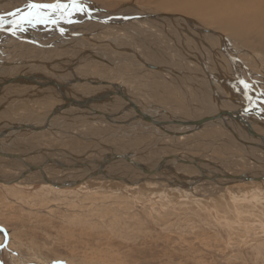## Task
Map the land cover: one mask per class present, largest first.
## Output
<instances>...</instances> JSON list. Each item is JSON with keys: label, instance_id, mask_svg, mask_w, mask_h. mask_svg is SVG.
Here are the masks:
<instances>
[{"label": "bare ground", "instance_id": "bare-ground-1", "mask_svg": "<svg viewBox=\"0 0 264 264\" xmlns=\"http://www.w3.org/2000/svg\"><path fill=\"white\" fill-rule=\"evenodd\" d=\"M29 1L33 3L31 0ZM143 1L150 4L153 3L159 8L179 10L187 16L176 12L140 9L141 6L139 5V7L135 0H132L128 4H118L116 8H114L115 4L106 7L107 4L104 3L105 1L99 3L94 0H81L83 6L79 5L80 10L75 9V11L72 7V3L68 1V4H66L68 5L67 8L39 9V19H32L31 22L20 20L10 25L13 26V28H8L7 26L3 28L0 27V30L8 32V29L20 30V26L22 25V31L18 32L22 35H28L29 33L27 36L28 38H22L21 36L17 37V41L12 45L15 48H20L21 50L19 52L23 54L30 49L29 47H32L23 43L24 39H29L30 42L33 43L32 48L36 50V52L32 51V53H30L32 57L20 55L18 56L19 58L8 59L7 61L5 59H0V101L5 102V104H2L6 106L8 102L19 98L21 95H25V101L26 99L27 101H32L33 106L35 103L34 101H40L36 105L40 104L42 108L36 112V115L31 117V123L42 125L54 108L50 106L49 102L60 101L57 104L55 103L58 107L57 114L49 119L48 125L42 126L39 130H31L30 128H23L18 125L15 127L17 129H9L7 132L4 131V133H1L0 164L2 166L0 167L11 169L10 173L6 176H0L2 182L8 183L15 181L16 183V181L19 180L21 183L35 182L40 179L43 180L41 174V172H43L47 178L51 179L53 182L62 183L70 181L68 186L63 187L66 189L68 187H75L76 185L86 190H88V188H94V195H88L84 197L85 199H88L90 196L93 197V199L98 196L105 199L108 197L115 198L117 195L110 194L107 197L105 195L103 196L99 192L100 188L119 192L132 187L134 189L133 191H136L149 186V184L154 182V179L158 177L151 176L145 171L148 170L150 171L149 173L159 174L163 168H167V166L171 167V165H167L169 162L173 161L177 165L179 162L174 155H172L173 157L162 158L151 165L147 164L139 157L137 161L136 158L139 156V152L136 149L131 150L135 148L138 143L143 145L148 140L152 145H157L160 143L158 140L166 139L173 141L180 137L167 135L161 128L148 122L145 117L142 116H151L153 120H160L159 116H161L168 122L176 123L177 127L174 126L169 128V130L182 132L189 128V126L182 123L183 120H187L186 118L178 116L168 110L166 111L150 102L147 103L141 97L143 94L138 95V86L136 85L144 81L140 76V73H142L144 69H146V72L147 70H151V72L162 71L161 74H163L160 76L153 75L147 78L145 83L149 85L157 84L165 86L164 78L170 81V78L166 77L165 74H168L169 70L176 72L177 75L174 78L176 82H174V84L176 83L178 85L180 81L188 83L189 86L192 87L191 89L198 95L199 103L201 102L207 105L209 109L207 113L215 112L217 105L232 109H237L241 106H251L256 108L258 112H263V90H260L258 95L253 94L252 91L254 90H251L250 82L244 79L243 74L246 76L249 75L257 88L259 86L257 82L260 81L261 78L256 79L255 74L257 73H253L244 62H242L243 65L241 64L240 58L237 57L232 49H228L232 44L230 43L231 40L219 30L236 36H252L251 38L257 43L255 47L260 50L264 49L263 43L260 44V42L264 40V0H142V2ZM12 2L13 0H7L6 3L0 0V13L8 12L7 14L9 17L10 14L11 16L13 15L7 19L6 16L3 17V14H1L0 17H3V20L0 21V24H2L4 20L19 19L21 14H24L25 10H28L27 6L30 4L28 3L24 7V10L20 12L14 10L16 12L13 14L9 13L12 9L11 7L14 5L16 6V4L13 5ZM36 3H42L41 5L57 4V1H42ZM1 9L5 10L1 12ZM43 12H47V15L45 16ZM158 12L167 13L169 16L150 18L143 15L146 13ZM89 14L96 18L105 19L109 22L107 23L109 25L107 26L106 23L91 20ZM192 14L199 16L208 26L211 25V27L213 26L219 30L208 28L192 20L193 18L191 19V17L188 16ZM117 15L141 16L136 19L119 21L116 19ZM65 19L66 22H62V20ZM138 20H143L147 25L151 26H142L143 24ZM58 22H61L64 27L59 26ZM28 24H34L36 26L42 24L48 25L51 28H56L57 30L54 29L51 33L47 34V37L56 39L57 41L61 38V42H65L67 41L65 38L71 39V36H75L76 38L81 37L87 39L91 44H95V47H91V44H89L88 46H82L78 51L77 48H72L71 50L67 48H59V50H57V48L54 51L51 49L48 51L46 46L35 40L41 35L40 33H42V31H39V35H37V33L35 34L30 31L33 30L34 27L27 26ZM68 28H73V30ZM84 29L89 32H83ZM210 29L221 33V35L224 36L223 40L218 34L207 32V30ZM56 31H58L59 34H56ZM14 34H16V32ZM162 35L168 39H172L173 45H170L175 48L171 46L167 48V46L164 45L166 41ZM151 36H153V38H150ZM94 37L100 38L101 41L95 40ZM76 38H72V40H81ZM156 39L158 41H156ZM193 41L197 43H194L197 46L193 45ZM158 44L164 46V50L168 51L167 53L171 56L173 55V60L177 57L180 59V62L176 61V63H169L168 61L167 64L165 58L168 56L165 55L166 53L163 54L157 49ZM207 45L208 49H211L209 51L211 52L210 56L212 58V65L210 67L209 61L206 59V57H208L206 55L207 52L205 53V51L202 50V47H207ZM216 46L220 48H216ZM225 50L228 51L231 57H228V55L224 53ZM125 52L128 55H126ZM52 53H54V55ZM220 53L227 60L228 66H226V63L223 64L219 59ZM69 54L72 56L75 55V57H67ZM62 57H66V59L69 58V60ZM175 64L185 66L181 69L182 73L180 69H178L180 71L175 69ZM136 65L140 66V68L138 66V68L135 67ZM203 65H205V68ZM195 66L198 68L197 72H195ZM125 67L130 69L127 70L129 72H125ZM121 68L124 69V71H122ZM189 68L192 71L189 70ZM119 74L120 76L118 77ZM209 75L213 77V81L216 80L214 82L215 89L208 79ZM256 76H258V74ZM116 77H118V81L114 80ZM203 78L206 81L203 80ZM261 80L264 84V80ZM245 81L249 90L248 92L243 90ZM218 84H223L224 86L218 87ZM121 91L125 92L128 98L124 96ZM152 96L154 95L151 94L150 97ZM238 96L239 98H237ZM240 96L242 99L241 103L238 102ZM146 99L150 100L151 98L149 99L146 97ZM220 99L230 107L222 104ZM0 108L2 109L3 106H0ZM14 108L15 107L3 108L2 112H0V118L6 117L7 114L4 113V111H13ZM73 111H76L73 116H69L70 114L65 115ZM10 114L13 115V113ZM21 115L24 116L25 114ZM78 115L83 116L84 120L77 124V121L81 120L77 117ZM252 116L256 117L254 114ZM9 117V120L7 117V123L3 125L0 123V130L1 128H7L16 123L10 121L11 116ZM22 120L20 121L22 122ZM177 120H180V122H177ZM224 120L227 121V118H224ZM256 120L263 122L264 115H258ZM212 121L215 123L219 122L222 127L224 126L222 122L217 119ZM231 121H233V123H231ZM90 123H92V126L88 125ZM227 124L233 130V135H236L242 142L246 141L250 143L249 145H245L241 142L244 156L251 162L253 161L254 164H261L264 166V149L257 145V143L261 141L259 139H253L251 135L244 131L241 124H238L235 119L229 116ZM56 127L64 130L58 132ZM223 128L231 133L225 126ZM261 129L260 133L264 135V128ZM32 131H36L37 134L31 135V133H35ZM103 131L105 135H108L105 136V138H108L107 143H104V138L101 135ZM11 134L14 135L11 136ZM151 135L156 137L157 143L153 142V139H150ZM181 137L184 138L183 135ZM235 141L237 140L235 139ZM118 144L125 146L126 149L130 148L131 151L128 154L120 153L121 150L118 151ZM31 145H33V147ZM17 147H19V149ZM161 152H163V150ZM10 154H19L20 158ZM115 154L119 156L114 158L113 156ZM183 155L184 157L180 154V158L188 159L185 154ZM194 159L193 157L190 160ZM145 161L147 160L145 159ZM198 162L199 161L196 162L198 166L196 167L194 165V167L198 171V168L202 169L204 174H206L208 179L205 178L202 181L208 180L214 182V184H208L212 186L213 189L211 190H214V192H219L222 188L225 189V181H230L235 184L236 182H243L240 181V179L224 176L213 178L214 174L208 175L207 170H205L206 168L202 167L203 164H199ZM135 164H138V166ZM175 164L172 168L176 167ZM213 167L212 169H216L217 174L223 175L225 173L217 164H214ZM140 173H143V176H140ZM245 173H247V171ZM256 173L253 176L256 177L260 174V172L257 171ZM144 179L150 180V183L144 182ZM159 179H161V177ZM202 181L199 182L201 183ZM71 182L74 183L72 184ZM191 189H193V187ZM61 192H63V190ZM196 194L197 193H195V195ZM219 196H221V194ZM93 199L92 201H95ZM99 199L97 200L99 201ZM79 202L76 201L75 204ZM109 202L112 201L109 200ZM109 202L106 201V203Z\"/></svg>", "mask_w": 264, "mask_h": 264}, {"label": "rangeland", "instance_id": "rangeland-1", "mask_svg": "<svg viewBox=\"0 0 264 264\" xmlns=\"http://www.w3.org/2000/svg\"><path fill=\"white\" fill-rule=\"evenodd\" d=\"M3 1L7 2V0ZM55 1L59 4H68L67 0H64L66 2L63 0V2L61 0ZM94 1L99 3L105 1L106 7L115 4L114 8H116L118 4H128L132 0ZM135 2L138 6H141H139L140 9L176 12L186 15L179 10L159 8L153 3L142 2V0H135ZM28 3H30L29 0H13L12 4H16V6L11 7L9 13L15 14L16 11L24 10ZM4 10L1 9V12ZM7 13L3 12L0 15L3 14V17L6 16L7 19L13 16L10 14L9 17ZM43 14L46 16L47 12H43ZM188 16L203 26L219 30L213 26L211 27V25L208 26L195 14ZM138 21L143 24L142 26H151L143 20ZM62 22H66V19ZM58 25L64 27L61 22H58ZM21 26L20 30L8 29V32L0 30V59L7 61L8 59L19 58L20 55L32 57L30 53L32 51L36 52L32 48L33 43L29 39L22 41L24 44L32 46L23 54L19 52L20 48L13 46L17 41V37L21 36L23 38L29 35V33L28 35L19 33L22 31ZM27 26L34 27L33 30H28L37 33V35H39V31H42L41 35L35 40L46 46L48 51L50 49L54 51L57 48V50L59 48H67L68 50L77 48L78 51L82 46L91 44L87 39L76 38L75 36H71V39L64 37L67 39L65 42H61V38H59V41L49 38L47 34L56 28H51L48 25L28 24ZM7 27L13 28V26ZM68 29L73 30V28ZM219 31L231 40L232 48L229 45L228 49H232L240 58L241 64L243 65L242 62H244L253 73H257L256 79L261 78L264 80V49L260 50L255 47L257 43L251 38L252 36H236L223 30ZM15 32L16 34H14ZM83 32L89 31L84 29ZM55 33L59 34L58 31ZM162 36L166 41L164 45L167 48L171 46L170 44L173 45L172 39ZM220 37L223 40L224 36L221 35ZM72 38L81 40H72ZM97 38L94 37L95 40L101 41L100 38ZM150 38H153V36ZM194 43L196 42L193 41V45L197 44ZM260 44L264 45V40ZM90 46L95 47V44ZM171 47L175 48L174 46ZM216 48L220 47L216 46ZM157 49L163 54L166 53L165 55L169 58H165L167 64L168 61L169 63L180 62L177 57L173 60V55L167 53L168 51L164 50V46L161 44H158ZM202 50L205 53L207 52L208 57L206 59L209 61L210 67L212 65L211 52H209L211 49L203 46ZM52 54L54 55V53ZM125 54L128 55L126 52ZM71 56L69 54L67 57L70 58ZM72 57H75V55ZM62 58L66 59V57ZM69 58L66 60H69ZM219 59L223 64H227V60L221 53ZM138 67L140 68V66ZM174 67L177 71H180L185 66L175 64ZM124 69L125 72L130 70L126 67ZM124 69L121 68L122 71ZM194 69L197 72L198 68L196 66ZM189 70L191 69L189 68ZM161 72H151V70L146 72V69L142 73L139 72L144 81L136 85L139 89H137L138 95L143 94L141 97L147 103L150 102L187 120L196 119L207 114L209 111L207 105L199 103L198 95L188 83L180 81L178 85L174 84L176 82L174 79L177 75L176 72L169 70L168 74H165L166 77L170 78V81L164 78L165 86L157 84H150V86L145 83L146 79L153 75H163ZM243 75L244 79L250 82L251 90L255 91H252L253 94L258 95L260 90L264 92V84H261V79L257 83L259 85L257 88L249 75ZM118 77L112 79L118 81ZM203 80L205 79L203 78ZM220 86L224 85L218 84V87ZM151 94L154 96L150 97ZM146 97L151 99L147 100ZM220 101L228 106L223 100L220 99ZM34 102L33 106V102L27 101V99L26 101L23 99L21 102L12 100L4 106L2 103L5 104V102L0 101V106H3V108L15 107L13 111H4L7 115L0 118V123L2 125L7 123V117L9 120V116H11V119L13 118L10 121L14 122H21L22 119V122L31 121V117L36 115V112L42 108L40 104L36 105L40 101ZM58 102L60 101L49 102V104L51 107H55ZM238 102H242L241 96ZM3 108H0V112ZM75 112L66 113L65 115L70 114L69 116H73ZM10 113H13V115ZM21 114L25 115L22 116ZM77 117L81 119H77V124L83 122V116L78 115ZM159 119L164 120L161 116H159ZM164 121L163 126H166L167 129L176 126L174 122ZM92 123L88 125L92 126ZM56 130L62 132L64 129L56 127ZM257 130L260 132L262 129L258 126ZM32 132L35 133H31V135L37 134L36 131ZM101 135L104 138V143H107L108 138H105V136L108 135H105L104 131ZM183 136L184 138L180 136L181 138H176L173 141L158 140L160 143L157 145H152L148 140L143 145L138 143L131 150L136 149L139 152V156L136 158L137 161L139 157L150 165L175 154H182L183 157V154H185L188 159L199 158L198 163L203 164L202 167L206 168L208 175L216 173V169H212L214 164L221 167L223 172L230 174H240L247 171L253 176L256 171L261 173L264 170L263 165H256L244 156L242 141L238 142L240 141L239 138L234 137L232 132L225 130L219 122L209 121L201 128H196L195 131ZM150 139L157 143L154 135H151ZM31 146L33 147V145ZM117 147L119 148L118 151L121 150L120 153L123 154H128L131 151L130 148L126 149L125 146L120 144ZM17 148L19 149V147ZM162 150L163 152H161ZM174 164L173 161L169 162L167 165H171V167L163 168V172L161 171L159 174L148 173L151 176H158L157 179L155 178L149 186L136 190L137 192L133 191L132 187L119 192L100 188L99 192L103 196L117 195L115 198L108 197L105 199L100 196L94 197V199L90 196L85 199L84 197L88 195L93 196L95 190L94 188L86 190L78 185L66 189L53 187L42 179L29 183H21L20 180L16 183L15 181L8 183L1 181L0 264H264V179L236 182V184L225 181V189L222 188L219 192H214V190H211L213 189L212 186L208 185L214 184V182L205 180L200 183L198 176L201 173L193 164L179 162L177 165L175 164L176 167L172 168ZM0 166L2 165L0 164ZM10 171L11 169L0 167V176H6ZM140 176H143V173H140ZM160 177L161 179H159ZM144 180V182L150 183V180ZM176 181L180 182L174 185L171 184V182ZM185 183L193 184L194 190L191 189L192 187L187 188L182 185ZM62 190L63 192H61ZM195 193L197 194L195 195ZM220 194L221 196H219ZM91 198L95 201H92ZM109 200L112 202H109ZM76 201L79 203L75 204ZM106 201L109 203H106Z\"/></svg>", "mask_w": 264, "mask_h": 264}, {"label": "water", "instance_id": "water-1", "mask_svg": "<svg viewBox=\"0 0 264 264\" xmlns=\"http://www.w3.org/2000/svg\"><path fill=\"white\" fill-rule=\"evenodd\" d=\"M69 2H71L72 4L73 3H76L78 5H82L81 4V0H68ZM65 2V1H64ZM33 3H36V2H33ZM36 4H42V3H36ZM83 6V5H82ZM29 11L28 10H25V13L24 14H21V16L19 17V19H15V20H4L2 24H0V27L3 28L4 26H10L12 25L13 23H16L18 21L21 20V17L25 16V14ZM88 13V12H87ZM143 15H146L147 17H150V18H157L159 16H169L167 13H163V12H158V13H146V14H143ZM141 15H117L116 16V19H118L119 21H127V20H131V19H136V18H139ZM89 18L91 20H94V21H98V22H102V23H109L108 21H106L105 19L103 18H96L95 16L93 15H90L89 14ZM109 25V24H107ZM206 31V30H204ZM207 32H211V33H215V34H218V36L220 37L221 36V33L219 32H215L213 30H207ZM208 47V45H207ZM224 53H226L228 55V57H231V55L228 53L227 50L224 51ZM204 68H205V65H203ZM207 69V68H206ZM257 74H255L256 76ZM209 81L211 82V85L213 86V88L215 87L214 86V82L216 81H213V77L211 75H209L208 77ZM263 84V82H261ZM243 88V87H242ZM215 89V88H214ZM243 90H245L246 92H248V87H247V83L245 81V85H244V88ZM121 93L126 96L127 94L123 91H121ZM135 108V107H134ZM260 110V109H259ZM261 111V110H260ZM263 112L260 113L256 110V108H253L251 106H245V107H240V108H237V109H232V108H223V107H220V106H216V111L215 112H209L207 114H204L196 119H192V120H183L182 123L186 126H189L188 129L186 130H183L182 132H178V131H175V130H169L167 128H165L163 125H164V122L165 121H160V120H153L151 116H142V117H145V119L150 122V123H153L155 124V126L161 128L167 135L169 136H182L184 134H187V133H190L192 131H194L196 128H201L205 123L209 122V121H212L214 119H217L219 121L222 122V124L227 128L229 129L232 133H233V130L231 129L230 126H228L227 122H228V116L235 119L237 121L238 124H241L242 128L244 129V131L247 132V134L251 135L253 137V139H259L261 142L260 143H257V145L259 147H261L262 149H264V135L261 134L259 131H257L253 125H257L261 128H264V121L263 122H259L256 120L255 117H253L252 115L254 114L256 117L258 115H264V110H262ZM58 112V107H55L53 108V110L49 113V115L46 117V120L44 121V123L42 125H37V124H32L31 121H27V122H16L15 124H12L10 125L9 127L7 128H1L0 130V136H1V133L4 131L7 132V130H14V129H17L15 127H17L18 125L20 127H25V128H30L31 130H39L40 128H42V126L44 127L45 125H48L49 123V119L51 117H54ZM224 118H227V121L224 120ZM177 122H180V120H177ZM19 123V124H17ZM223 126V127H224ZM234 137L237 138L236 135H234ZM240 140V139H239ZM241 142V140H240ZM243 144H247L249 145L250 143L244 141L242 142ZM10 155H14L16 157H19V154H10ZM119 155L118 154H115L113 157H118ZM121 156V155H120ZM180 155H174V157L176 158V160L178 162H183V163H191L193 165H195L197 167V164L196 162L198 161V159H194V160H190V159H182V158H179ZM169 157H173V156H169ZM20 158V157H19ZM162 161V160H161ZM136 166H138V164H135ZM35 167V166H34ZM199 171H200V176H198V179H200L199 181H202L203 179L207 178L206 177V174H204L203 170L198 168ZM147 170V169H146ZM147 173H149L150 171H145ZM152 172V171H151ZM42 174V177H43V180L49 184H51L52 186H56V187H64V186H68L69 182H62V183H58V182H53L51 179L47 178V176L41 172ZM220 176H224V177H229V178H234V179H240V181H252V180H262L264 179V172L263 173H260L258 176H252L251 174L249 173H240V174H230V173H225L224 175H219L217 173L214 174V177L213 178H216V177H220ZM208 179V178H207ZM210 179V178H209ZM2 180L0 179V182ZM77 182H80V181H77ZM72 184L74 182H71ZM76 183V182H75ZM179 181H176V182H171V184H178ZM195 184V183H194ZM183 186H186L187 188H190L193 184H189V183H185V184H182Z\"/></svg>", "mask_w": 264, "mask_h": 264}, {"label": "snow or ice", "instance_id": "snow-or-ice-1", "mask_svg": "<svg viewBox=\"0 0 264 264\" xmlns=\"http://www.w3.org/2000/svg\"><path fill=\"white\" fill-rule=\"evenodd\" d=\"M29 11L25 14V16L21 17V20L31 22L32 19H39V9L41 8H51V9H61V8H67L68 5L65 4H36V3H30L28 4ZM72 7L74 9L80 10V6L76 3L72 4ZM3 20V17H0V21ZM42 22V21H41Z\"/></svg>", "mask_w": 264, "mask_h": 264}, {"label": "crops", "instance_id": "crops-1", "mask_svg": "<svg viewBox=\"0 0 264 264\" xmlns=\"http://www.w3.org/2000/svg\"><path fill=\"white\" fill-rule=\"evenodd\" d=\"M154 39H155V38H154ZM169 39H170V38H169ZM156 40H157V39H156ZM11 49H12V48H11ZM257 83H258V82H257ZM261 84H262V83H261ZM23 99H25V95H21L19 98L15 99V100L18 101V102H20V101L23 100ZM19 100H20V101H19ZM55 107H57V106H55ZM55 107H54V108H55ZM241 107H242V106H241ZM255 118H256V117H255ZM257 127H258L257 125H254V128H255V129H257ZM260 129H261V128H260ZM15 134H16V133H15ZM13 135H14V134H11V136H13ZM11 136H10V137H11ZM262 172H264V171H262Z\"/></svg>", "mask_w": 264, "mask_h": 264}]
</instances>
